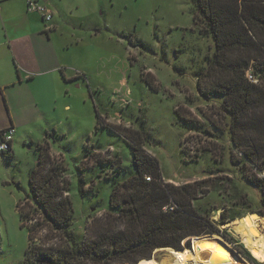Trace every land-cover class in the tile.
I'll return each instance as SVG.
<instances>
[{
    "label": "rangeland",
    "instance_id": "1",
    "mask_svg": "<svg viewBox=\"0 0 264 264\" xmlns=\"http://www.w3.org/2000/svg\"><path fill=\"white\" fill-rule=\"evenodd\" d=\"M61 2L67 10L64 16L75 17L71 21L81 22L86 30L100 28V35L92 37L88 49L92 73L84 87L85 101L81 89H74L76 117L72 120L80 128L84 144L79 135L69 130L66 134L49 133L53 145V149L47 151L49 163L57 169L63 184L69 186V193L63 195L71 200L76 233L84 236L123 228L120 218L104 210L108 207L112 186L111 180L104 176L111 175L108 160H114L123 168L132 166L130 148L115 131L105 126L96 128V108L103 117L113 119L107 121L109 124L121 130H144L149 136L144 148L157 158L164 182L180 185L198 181L197 199L193 200V205L211 210L208 214L215 221L223 209L227 218H232L218 224L226 240L218 234L210 235L239 253L243 259L236 257L239 264H252L246 259L241 245L257 264H261V259L254 256L244 241L246 237H253L252 232H264V214L259 215L255 223L245 220L251 212L260 210L264 213L261 194L246 182L244 169L230 163V156L239 155L232 149L228 133L220 132L203 116V112L213 116L218 126L226 128V119L216 113V101L203 98L197 89V76L203 78L206 74L205 80L209 79L205 56L212 55L214 44L194 23L192 1ZM96 57H100L97 69ZM97 71H103L104 75ZM199 84L202 88L203 80ZM176 107L187 118L198 121L200 126L191 130L180 126L174 112ZM116 110L122 116L117 121ZM33 134L31 142V138H24L21 131L16 132L10 158L0 154V264H19L27 246V228L21 226L18 207L23 206L24 211L28 209L24 201L28 193V171L36 167L41 152L37 144L43 141V134ZM34 137H38V141ZM94 148L98 149L94 154L83 157L87 149L92 151ZM181 148L189 153L187 158L192 161L185 162ZM100 159L104 162L98 163ZM218 167L220 171L214 170ZM122 177L123 174L118 173L115 178L120 180ZM81 178L87 183L84 194L78 190ZM33 223L34 220L25 222L28 226ZM44 233L39 234L37 241ZM262 239L258 243H264ZM55 240L51 238L48 242ZM165 249L154 250L151 256L159 261L167 254Z\"/></svg>",
    "mask_w": 264,
    "mask_h": 264
},
{
    "label": "trees",
    "instance_id": "2",
    "mask_svg": "<svg viewBox=\"0 0 264 264\" xmlns=\"http://www.w3.org/2000/svg\"><path fill=\"white\" fill-rule=\"evenodd\" d=\"M191 1L194 23L214 44L212 55L205 56L209 79L205 80L206 74L203 78L197 76V89L203 98L216 101V113L226 119V128L218 126L213 116L205 112L203 116L220 132L228 133L232 149L239 155L232 154L230 163L244 169L246 182L259 190L264 205V176H258L264 172V0ZM247 74L257 82L249 80ZM174 112L183 128L200 126L179 107ZM94 113L96 128L105 126L115 131L130 148L132 166L123 168L108 160L111 175L104 176L112 185L104 210L120 218L123 228L77 234L71 200L63 195L69 193V186L63 184L57 169L49 163L48 148L38 144L41 152L37 165L28 171V193L24 198L28 209L18 207L21 226L27 228V246L19 264H136L151 258L157 249L189 248L192 236L218 234L226 240L218 224L232 218H227L223 209L215 221L208 214L211 210L193 205L198 181L180 185L164 182L157 158L144 148L149 138L144 130H121L109 124L98 109ZM86 151L83 157L90 155ZM181 153L185 162L192 161L186 150L181 148ZM0 154L10 158L11 149ZM118 173L123 174L120 180L115 178ZM86 185L81 178L78 182L81 194L86 192ZM166 206L173 208L165 210ZM27 220L34 223L28 226ZM42 232L44 237L37 241ZM51 238L56 242L49 243ZM240 247L246 259L257 264L250 252L243 245Z\"/></svg>",
    "mask_w": 264,
    "mask_h": 264
},
{
    "label": "crops",
    "instance_id": "3",
    "mask_svg": "<svg viewBox=\"0 0 264 264\" xmlns=\"http://www.w3.org/2000/svg\"><path fill=\"white\" fill-rule=\"evenodd\" d=\"M41 1L53 12L51 29L45 28L40 13L27 10L26 0H0V132L12 126L15 134L21 131L31 142L33 133L43 134L38 144L53 149L51 131H72L84 144L80 128L72 120L76 117L74 89H81L85 101L84 87L92 73L88 49L100 28L86 30L81 22L71 21L75 17L64 16L67 10L61 0ZM99 61L96 57V69ZM97 73L104 75L103 71ZM119 119L122 116L116 110L115 120ZM260 262L264 264V258Z\"/></svg>",
    "mask_w": 264,
    "mask_h": 264
},
{
    "label": "bare ground",
    "instance_id": "4",
    "mask_svg": "<svg viewBox=\"0 0 264 264\" xmlns=\"http://www.w3.org/2000/svg\"><path fill=\"white\" fill-rule=\"evenodd\" d=\"M256 215L249 214L245 217L246 221L257 222ZM242 231L247 234L243 226ZM253 237H246L244 241L250 247L255 257L264 258V243H258L260 238L264 240L263 234L256 232L251 233ZM220 239L211 236L210 234H203L200 236H192V248H184L182 250H174L166 248L167 254L159 261L156 259L141 260L139 264H239L238 258L232 255L231 250L227 245L219 241ZM239 262V263H238ZM245 264V263H241Z\"/></svg>",
    "mask_w": 264,
    "mask_h": 264
},
{
    "label": "built area",
    "instance_id": "5",
    "mask_svg": "<svg viewBox=\"0 0 264 264\" xmlns=\"http://www.w3.org/2000/svg\"><path fill=\"white\" fill-rule=\"evenodd\" d=\"M26 5L28 11H35L41 14L45 22L46 29L52 28L51 20L53 18V12L49 7L45 5L44 2H42L41 0H26ZM247 76L252 82H257V80L251 74H247ZM13 136L14 128L12 126H9L0 132V152H5L7 150L9 151L11 149V142L13 140ZM258 176H264V172L258 174ZM146 179H149V177L146 176ZM172 208L173 206L164 207L165 210H171ZM220 211H218V213H220Z\"/></svg>",
    "mask_w": 264,
    "mask_h": 264
},
{
    "label": "water",
    "instance_id": "6",
    "mask_svg": "<svg viewBox=\"0 0 264 264\" xmlns=\"http://www.w3.org/2000/svg\"><path fill=\"white\" fill-rule=\"evenodd\" d=\"M251 214H253V215H256V216H258L259 217V214L257 213V212H251ZM240 219H242V218H240ZM239 219V220H240ZM237 223V222H236ZM220 242H222L223 244H225V245H227L225 242H223L222 240H219ZM228 246V245H227ZM190 248H192V244L190 245V247H189V249ZM228 248L231 250V252L233 253V255L235 256V257H238V258H240V259H242L241 258V256L239 255V253H237V252H235L233 249H231L229 246H228ZM153 257L151 256V258H149V259H141V260H150V259H152ZM141 260H139L136 264H139V262L141 261ZM243 260V259H242Z\"/></svg>",
    "mask_w": 264,
    "mask_h": 264
}]
</instances>
